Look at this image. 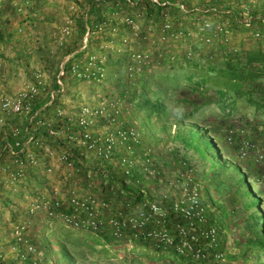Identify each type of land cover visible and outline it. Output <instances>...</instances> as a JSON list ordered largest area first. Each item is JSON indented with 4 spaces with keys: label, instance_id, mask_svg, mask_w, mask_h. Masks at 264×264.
Returning a JSON list of instances; mask_svg holds the SVG:
<instances>
[{
    "label": "built area",
    "instance_id": "1",
    "mask_svg": "<svg viewBox=\"0 0 264 264\" xmlns=\"http://www.w3.org/2000/svg\"><path fill=\"white\" fill-rule=\"evenodd\" d=\"M5 1L8 11L24 17L33 0ZM124 1L125 6L116 2L109 15L116 23L129 30L127 35L119 36L120 46L128 45L133 39L163 44L162 48L182 42L210 45L216 38L226 41L230 39L225 20L213 19L201 9L190 8L186 4L187 0H175L174 5L180 14V20L176 22L167 11L170 5L168 0H150L164 7L157 27L152 23H146L143 27V13L134 8L135 0ZM70 9H74V3L70 4ZM1 19L0 15V22ZM24 23L17 21L14 24L15 35L25 34ZM104 24L105 20L85 27L78 49L81 51L80 56L71 60L67 56L58 63L53 76L57 89L49 92L47 103L56 94L62 97L73 90L74 95H77L81 88L100 86L105 80V53L102 50L96 52L89 49L86 42L87 36L102 31ZM71 26L72 21L67 19L60 34L55 37L58 43L61 44L65 40L63 37L70 34ZM107 31L110 37L108 42H112L111 39L117 31L115 23H111ZM153 31L156 32L155 38ZM253 37L264 40V35L258 31L253 32ZM113 49L118 51L119 47ZM194 53V50L187 48L183 51V57L188 60ZM129 56L125 75L131 82L141 73L143 67L153 66L163 60L169 63L175 60L174 54L166 48L164 51L156 49L154 52L134 50ZM66 62L68 65L64 68ZM47 82V70L34 68L27 77L23 76L14 92L0 91V186L7 185L9 190H16V186L25 184L36 170H41L45 176L61 170L64 179L71 180L69 187L60 193L55 189L47 194L36 191L23 198V212L19 219L12 222L10 228L14 241L12 249H20L25 253L35 252V246L29 242V230L33 218L39 214L46 219H56L70 229L101 233L127 245L140 242L148 244L157 252L172 251L193 260H221L222 253L214 250L216 227L205 221L206 209L201 200L200 185L193 179L191 169L186 168L183 162L176 165V173L171 179L162 181L165 185L163 191L149 198L143 197L135 203L112 204L99 194L77 189L80 180L91 179L92 173L90 170L83 172L74 165L71 159L73 149L82 156H90L101 162L117 163L125 181L130 178L137 165L147 175H159L160 172L163 175L165 172L151 165V150L141 147L142 139L138 127L121 123L120 106L114 99L101 97L96 93L95 103L86 102L82 95L75 104L66 100L70 108L76 109L74 118L71 121L69 110L67 112L64 107H56L54 116L57 120L66 119L62 125L56 124V127L42 114L38 116L37 111L31 113L34 98L41 94ZM17 117H21L20 125L12 121ZM100 119L104 120L105 128L101 132H94L92 128ZM33 126H44L48 136L65 139L69 147L50 146L43 137L30 132ZM225 139L228 143L235 141L238 157L247 158L257 169L258 180L264 182V126L259 124L255 132H249L242 127H227ZM11 210L15 211L13 207ZM170 215L176 217V220L171 222ZM32 264L40 263L33 260Z\"/></svg>",
    "mask_w": 264,
    "mask_h": 264
},
{
    "label": "rangeland",
    "instance_id": "2",
    "mask_svg": "<svg viewBox=\"0 0 264 264\" xmlns=\"http://www.w3.org/2000/svg\"><path fill=\"white\" fill-rule=\"evenodd\" d=\"M66 1L67 0L46 1L48 5H44V7L47 8V18L56 19L61 12V8L66 4ZM188 2L189 6L199 8L202 11L215 9L218 16L221 18L223 14H226L225 19H227V21L230 20V17L234 16L236 20L245 23V21L251 17L252 20L259 21V29L264 27V15L260 13V10H262L260 6L264 0H189ZM42 4H44V2L41 0H33L30 7L27 8L24 17H22L21 15L18 16L14 14L12 11H8L6 1L0 0V15L2 16L0 22V56L3 55L4 50L12 52L15 47H18L17 44L20 42H23L25 45V34L31 28H34L28 15L33 9L42 8ZM51 4H53V6ZM228 9L229 11H227ZM231 12L233 13L231 14ZM17 21L25 22V34L22 36H17L13 32V26ZM144 23L145 21L142 20V26ZM261 25H263V27ZM246 27H249V25H246ZM117 29H122L126 35L129 32L127 28L121 27L120 25H117ZM155 33L156 32L153 31V38H155ZM238 36L234 39L230 36L229 44L231 43L233 45L232 42H236ZM114 41L113 38L112 42L107 41L106 43L115 48H124L129 53L134 50L142 49L151 52H154L156 49L164 51V48H166L174 54L175 60L172 63L163 60L153 66L143 67L141 73L136 77V87L138 88L140 83L144 82L145 87L143 88V92L146 90L145 94L152 102L159 100L163 109L160 113L151 112L147 114V112H145L146 110L137 113L139 110L137 109L135 101H130L127 97L128 95H123L124 93L119 95V91L115 89V78L107 76L100 86H93L92 88L85 86L81 88L79 90L80 94H77V97L71 96L74 95L73 91L66 92L62 98L65 100L68 110L74 109L69 107L66 100H71L72 104H75L77 100H79L80 95L89 103L96 102V93H99L101 97L105 96L110 99H120L123 107L127 108L126 116L129 118L127 123L132 122L139 127V131L142 134L141 147H148L151 150V154L153 152L155 166L158 164L156 161L165 160V155L159 153L157 149L169 148L167 150L170 151L175 158L174 164L179 165L183 162L186 168L191 169L193 179L200 185V193L203 190L210 192V195H208L210 199L215 195L217 196L216 199H212L214 205L222 206L226 211V216H228L227 221L232 223V226L227 228V234L229 235L228 244L225 245V248L221 249L225 252L224 259L229 261L228 264H264V253L253 252L250 254V257L241 259V253L236 250V247L232 246V239L238 238L240 241L243 240L241 232H243V228L245 227L244 222H246V224L249 222L251 226L253 224L252 222H255L253 226L256 228V233H258L254 235L256 236V241L261 242L264 240V230L262 231L261 229V226L264 229V182L258 180L256 176L257 169L252 163L247 158H239L237 153L226 143V128H224L225 126L232 128L242 127L249 132H255L256 127L261 123L256 122V120L252 118V112H247V110H241L240 108L239 110L234 109V111H230L227 107H219V105L215 104L213 101V99H215V94L211 88L198 91L190 90L191 86L183 83L184 81L181 75L176 77L178 81L172 86L170 84L171 76L164 80L159 75L153 74V72H164L167 70L173 72L174 70H186V68H207L209 62L204 56V51H197L194 49L193 45L197 42H182L177 45L168 44L166 47L162 48L161 46L163 44H151L139 39L131 40L126 46L117 45ZM212 44L206 45L205 47H211ZM50 46L51 45L47 46L48 50ZM30 48L35 50L32 44L27 46L26 49ZM69 48L70 46L68 49ZM187 48L194 50L195 55L188 60H184L183 51ZM93 49L97 51L96 48ZM100 50L110 52L106 48ZM212 60H214V58H212ZM32 67L33 65H31V62L24 64L22 61L15 60H12L4 66L1 65L0 91L7 93L14 92L18 88L23 74H27ZM108 70L109 67L106 65L105 72H108ZM26 74L25 76L27 77L28 75ZM3 77L5 80H2ZM119 78L120 79L117 80L123 83L122 86L128 84V82L123 79L122 73ZM191 81L195 82L196 78H192ZM89 89L93 91L92 94L89 92ZM88 95H92V99H87L86 96ZM136 114L141 116V118H146L144 115L146 114L149 118V122L146 126L148 125L149 128L153 127L156 130V135L150 142L144 141L143 135L145 126L134 117ZM231 118H233V120L229 121ZM12 121L20 125L21 117H17ZM31 129L30 132H32ZM191 132L195 133L191 134ZM36 172L42 173L39 170ZM170 172H172V169ZM174 172L176 173V171L173 170V173H163V175L160 172V174L156 175L154 178L147 174H144V176L141 175L142 185L148 179H160L161 181L158 180V182L163 184L162 181L171 179L175 174ZM52 173L46 176H51ZM59 175L60 179L64 176L63 173ZM202 180H204V182H202ZM31 182L32 177H29L25 181V184L17 185L15 188L16 190H9L7 185L0 186V258L3 260L11 258L18 261L15 256L16 251L12 249L10 242H8V235L13 222V220L9 219V211L12 207L14 209L16 208V217L14 219L20 218L23 201L16 200L14 197L19 195V193H17L18 190H21L23 198L30 195L31 193L29 192L28 194V191L34 190V186L30 184ZM42 187L41 190H38L39 192L42 191L44 194L49 193V187ZM68 187L67 184L62 185V191ZM77 189L80 190L78 187ZM145 189L146 186L143 185L144 192L141 191V194L144 193L147 198L151 197L152 195L146 192ZM8 196L11 202L9 201L8 205H3V200ZM255 199L257 203L253 206L252 204L254 203L252 201ZM210 206L211 204L209 207ZM216 218H218L216 220L217 222L220 218H225L224 213L221 215L219 213ZM234 219L238 220V222H234ZM41 221L46 222L44 225L42 224L43 228L41 227ZM47 221L49 220L37 214L30 225L29 236L36 247L37 254L34 256L37 258V260H35L37 263L155 264L163 260L162 257L148 254L147 250H141L136 246L127 247V244L103 237L96 233L73 230L60 221ZM236 225L238 227H236ZM168 261H170L171 264H183V260H179L178 258L175 259L171 257ZM193 264H200V262L194 261Z\"/></svg>",
    "mask_w": 264,
    "mask_h": 264
},
{
    "label": "trees",
    "instance_id": "3",
    "mask_svg": "<svg viewBox=\"0 0 264 264\" xmlns=\"http://www.w3.org/2000/svg\"><path fill=\"white\" fill-rule=\"evenodd\" d=\"M124 0H78L77 4H86L85 8L87 9V16H89V24L92 23H98L104 21L108 15V13H111V11L115 8V3H122ZM189 0L186 1V4L189 6ZM175 0H172V2L169 1L170 5L167 7V11L171 18L176 22L180 20V14L177 12V9L174 5ZM134 8L139 9L143 13V20L146 23H152L153 25L159 24L160 21V14L164 7L155 4L151 2L150 0H135ZM190 8H192L190 6ZM262 10H260V13L264 15V2L260 6ZM199 9V8H198ZM81 11V10H80ZM229 11V9L227 10ZM208 15L211 16V18L215 19L218 18L220 20H225L227 29L230 33V36L234 39L236 36H238L236 42H232L233 45L230 43L229 40H222L220 38H216L213 42L211 47H205L206 45H203L201 43H196L194 46V49L197 51H204V56L209 62L207 65V68H186V70H174L173 72L167 71H160V72H153V74H157L160 77H162L164 80L169 78L171 76V85H175L177 80V76L181 75L183 77V83L191 86L190 90L198 91V90H204L207 88H211L213 90V93L215 94V99H213L214 103L219 105V107H227V109L230 111L239 110H247V112H252V118L256 120V122H261V124L264 126V47L261 46L264 44V40H259L253 37V32L258 31L260 34L264 35V27L259 29L258 20H252L251 17H249L245 23L240 22V20H236V18L230 17V20L227 21L225 19L226 14H221L222 18L218 16L215 9L210 10H204ZM233 12H231L232 14ZM230 14V16H231ZM228 15V14H227ZM254 15V14H253ZM82 12H79L77 19H76V29L75 33L72 36L71 39V46L69 48L70 52L74 50L79 49V45L81 42V38L85 32V28L83 25V22L81 21ZM229 16V15H228ZM255 17V16H254ZM259 19V18H257ZM155 25V27H157ZM246 25L249 27H246ZM91 39H88L87 36V43H90ZM115 42V41H114ZM247 43L246 45L244 43ZM92 43V40H91ZM25 48H27L26 45H24ZM35 53L38 55V58L43 64V67L47 69L48 73V82L45 86V89L41 92L39 96L34 98L30 111L31 113H34L37 111V115L40 116L41 114L43 116H48V111L52 109L51 119H49L53 127H56V124L58 126L62 125L63 122L66 120H60L54 116V110L56 107H63L62 104L58 102L59 94H56V96L49 102V92L55 91L57 89L56 84L53 81V76L57 70L58 62L56 56L59 55L60 50L55 52L52 56H48V51L45 48L35 47ZM206 49V50H204ZM110 52H105V60H104V70L106 65H108L109 70L108 72H105L106 77L109 76L110 78H115L116 88L119 91V95L124 93L123 95H128V99L130 101H135L137 109L140 111H145L147 114L149 113H160V111L163 109V107L160 105L159 100L157 101H151L146 96V90L143 92V88L145 87V83L141 82L138 88L136 87V78L133 82L129 81L125 75V69L127 64L129 63V52L126 51L124 48H119L118 51L115 50H109ZM201 53V52H200ZM81 51L78 50L75 53H73L69 58L76 59L78 56H80ZM21 56L19 55L18 59ZM214 58V60H212ZM185 60V59H184ZM24 64H27L28 61L25 58L22 61ZM64 63V68L67 66ZM26 66V65H25ZM123 76V79L128 82L126 86H122L123 83L118 81L117 79H120L119 76ZM137 77V76H136ZM185 77V78H184ZM196 78L195 82H192L191 79ZM73 91V90H72ZM75 92V91H73ZM73 97H77V95H71ZM119 103L120 106V121L122 124H133L132 122L127 123V121L123 120L122 114L127 112V108L123 107L121 104L120 99L114 98ZM76 110V109H75ZM75 110H69V115L72 119L74 118V111ZM72 113V114H71ZM74 113V114H73ZM146 118H141L138 114H136L134 117L143 124L147 128L148 125L146 124L149 122V118L144 114ZM46 118V117H45ZM48 119V118H47ZM141 120V121H140ZM101 123H105L104 120L100 119L98 120ZM97 121V122H98ZM70 122V121H69ZM59 123V124H58ZM23 124L29 125L27 122H23ZM258 124V123H257ZM135 125V124H133ZM137 126V125H135ZM138 127V126H137ZM111 128V127H109ZM224 128H227L225 126ZM139 129V127H138ZM32 133L35 136L43 137L50 146L53 147H69V144L66 142L65 139H62L61 137H52L48 136L46 132V128L44 126H33L32 127ZM195 132H191L193 134ZM142 135V134H141ZM142 137V136H141ZM142 139V138H141ZM226 141V140H225ZM226 143L233 149L235 153H237V146L235 141H232L231 143ZM210 145V144H208ZM142 146V145H141ZM74 153L72 155V161L76 167H79L84 172L85 170H90L89 167H87L83 163L84 156L79 155L76 150H74ZM151 160L150 163L155 168H158L161 170L162 165L160 164H154L155 157L153 156V152L150 155ZM81 158V160H80ZM174 158V157H173ZM175 159V158H174ZM101 162V161H100ZM36 171H34L32 174H34ZM92 178L91 179H85L82 178L80 182L78 183L81 185L80 190L84 191L87 190L90 193H96L102 196L103 198H107L110 200L112 204H120V203H135L139 200H141L145 196L144 193L141 194L140 189H143L142 185V176H144V173L141 174H134L132 172V175L130 178L125 181L124 176L121 174L118 164L115 162H101V165L98 167H93ZM31 174V175H32ZM39 172L36 174L37 178H33L32 186H34V190L28 191L31 194L35 193L38 190H41L42 186H46L44 181V175L42 173L40 175ZM30 175V176H31ZM79 175V174H78ZM151 177H155L156 175H150ZM29 184V183H28ZM42 187V188H41ZM146 190V189H145ZM42 192V191H41ZM50 192V190H49ZM9 193V192H8ZM19 195L14 197L16 200H22L23 201V194L21 193V190H18ZM11 195V194H10ZM22 196V197H21ZM10 201L9 196L3 200V205H8ZM11 202V201H10ZM210 202V201H209ZM255 205L257 203V200L252 201ZM206 209V215H205V221L207 224L213 225L216 227L217 231V238L214 245V250L217 252L222 253V259H224L223 251L219 248L220 243V234H221V225L222 223H218L213 216L212 212L209 211V206H207L205 203ZM211 206L214 205L213 200L210 202ZM218 210L220 212V215L224 213L225 218H221L225 221L226 229L232 226V223H229L227 221L228 216H226V211L223 209L222 206L217 205ZM23 211L20 213L22 214ZM16 217V208L15 211L10 210L9 211V219L15 221ZM169 219L171 222L176 220V217L173 215L169 216ZM49 221H57L56 219H47ZM47 221V222H49ZM252 221V220H251ZM231 222V221H230ZM234 222H238V220L234 219ZM44 224L46 222H43ZM249 224V222H244V230L241 232L243 236V240L240 241L238 238L232 239V246L236 247V250L241 253L240 258L244 259L245 257H250V254L253 252L257 253H264V240L261 242L256 241V236L258 233H256V228L253 226L255 222H252ZM43 224V225H44ZM43 225L41 226L43 228ZM236 227H238L236 225ZM235 228V227H234ZM262 231L264 230L261 226ZM9 240L11 246H13L14 241L13 238L10 235L9 232ZM30 237V236H29ZM29 242L33 245L34 243L29 238ZM41 247V245H40ZM36 249V247H35ZM242 249V250H241ZM18 249L16 251V260L14 259H6L3 260L0 258V264H32V261H35L34 255H36L35 252H29L25 253L23 251ZM173 253L172 251H170ZM174 256H178L181 258H185L189 260L188 262H185L183 264H193L194 261L197 262H203L205 264H213V263H219L221 260H212L211 258L202 259V260H193L189 258L188 256H179L173 253ZM1 257V255H0ZM193 261V262H192Z\"/></svg>",
    "mask_w": 264,
    "mask_h": 264
},
{
    "label": "crops",
    "instance_id": "4",
    "mask_svg": "<svg viewBox=\"0 0 264 264\" xmlns=\"http://www.w3.org/2000/svg\"><path fill=\"white\" fill-rule=\"evenodd\" d=\"M42 2H44V4H42V8L40 9H33L32 12H30V14L28 15L29 20H31L32 25H34V28H31L26 34H25V45L29 46L30 44L33 45V47L35 48L40 47V48H45L47 49V46L51 45L49 47L48 51V56H52L55 52H60L59 55L56 56L57 58V62L59 63L63 58L65 57H69L71 56L73 53H75L78 50H74L72 52H70V50L68 49L69 46H71V39L73 34L75 33V29H76V19L77 16L79 14V12H82V16H81V21L83 22L84 28L88 27L89 25V16H87V9L85 8L86 4H77L78 0H67L66 4L63 6V8H61V12L58 15V17H56V19H52V18H47V8L44 7V5H48L46 1L48 0H41ZM52 1V0H51ZM170 2H172V0H168ZM74 3V9H70V4ZM123 5L121 3L122 6H125V1H122ZM53 6V4H51ZM81 10V11H80ZM110 13H108L107 17L104 18L105 19V24L102 27V31L100 32H93L91 34L88 35V39L90 40V43H87L89 49L94 50L93 48H96L97 51L96 52H100L101 48H106L108 50H114L113 47H108L107 45L105 46V44H107L106 42L108 40H110V37L108 36L109 32L107 31L109 29V25L111 23H115V26L117 28V25H120L122 27L121 24H118V22L116 23L115 20L113 18H111ZM45 17V18H44ZM67 19H70L72 21V28H71V32L69 35L64 36L63 39H65L61 44L58 43V41L55 40V37L57 38L58 35L60 34V30L61 28L65 25V21ZM146 24H143V27ZM29 28V26H28ZM86 29V28H85ZM121 34H125L122 29H117L116 33L114 34V40L115 43L118 45V40H119V36ZM109 37V38H108ZM113 38L111 40H113ZM30 41V42H28ZM247 44V43H245ZM17 46L19 47H15L14 50H12V52H8V50H4L3 55L0 56L1 61L3 62V66L8 64L9 62H11L12 60L15 61H23V59L25 58V54H26V59L28 61V63L31 62V65H33L32 68L30 69H34V68H44L42 62L40 61V59L38 58V55L34 52L35 50H33L32 48L30 49H26L23 42H20L17 44ZM261 46L264 47V44H262ZM99 49V50H98ZM19 55L21 56L19 59ZM42 65H41V64ZM45 69V68H44ZM47 70V69H46ZM30 72V70L26 73L23 74V76L28 75ZM2 76V75H1ZM1 79V78H0ZM4 79V77L2 78V80ZM5 80V79H4ZM88 88H92L93 86H87ZM90 93L92 94L93 91H91V89H89ZM87 99L91 98L92 95H88L86 96ZM92 99V98H91ZM58 102L60 104L63 105V107L67 110L68 112V108H67V104L65 102V100H63L62 97H58ZM48 116H44L48 119H51V114H52V109L48 111ZM127 112L122 114L123 120L124 121H129V118H127L126 116ZM246 119V118H245ZM233 118H231L229 121H232ZM261 123V122H260ZM104 123L101 122H97L92 130L94 132H101L104 130L105 126ZM156 135V130L151 127L149 128V126L147 128H145V132H144V141L145 142H150L151 140H153V138ZM57 148H61V147H57ZM67 148V146H66ZM169 149V148H167ZM166 148H159L157 149V151L159 153H163V155H165V160H158L156 162H158V164L162 165V170L167 173H173V170L176 171V165L174 164L175 159L173 158L172 154L170 151H168ZM83 163L90 168V171H93V167H98L101 165V162L99 160H96L93 157L90 156H84L83 158ZM175 165V166H173ZM172 169V172H170V170ZM180 169V168H179ZM37 171V170H36ZM41 171V170H39ZM42 172V171H41ZM60 173H62L61 170H55L51 176H44V181L47 187H49V190L55 189L57 193H60L63 189L61 188L62 185L67 184V186H69L70 184V179H64V177H62L60 179ZM133 173L134 174H141L143 173L142 170L137 166L135 169H133ZM175 173V172H174ZM36 173L32 174L30 176V178H37ZM42 175H44V173L42 172ZM55 175V178H54ZM142 175V174H141ZM58 179V180H57ZM202 182H204V180H202ZM144 185L146 186V192H148L151 195H157L160 191H163L165 189V185L164 183L161 184L158 182V180H154V179H148L147 181H145ZM79 187L81 188V185H79ZM140 191L144 192L143 189H140ZM83 192H89L87 190H84ZM210 192L203 190L201 192V197L203 200V203H205L207 206L210 205V202L212 201V199H216V195L212 197V193H211V199L208 197V195ZM210 201V202H209ZM218 206H210L209 211L212 212L213 216H215V219L217 220L218 218H216V216H218V214L220 213L218 208ZM41 225L44 224L42 221L40 222ZM218 223H222L223 225H221V234H220V243H219V248H225V245L228 244V238L229 235L227 234V229L225 226V221L223 219H219ZM11 224V223H9ZM232 230V229H231ZM99 234L103 237V234L101 233H96ZM33 235V233H32ZM108 238V237H107ZM138 247L141 250H147L148 254H153L155 256H159L162 257L163 260L159 261L158 263L155 264H171L170 258L173 257L175 259H179V260H183L182 263L188 262L189 260L185 259V258H181V257H176L173 255V253H171L170 251H165V252H157L156 250H153L148 244L145 243H140V242H134L130 245H128L127 247ZM225 252H223L224 254ZM190 262V261H189ZM229 261H227L226 259H222L219 264L224 263V264H228ZM200 264H205V263H201Z\"/></svg>",
    "mask_w": 264,
    "mask_h": 264
}]
</instances>
